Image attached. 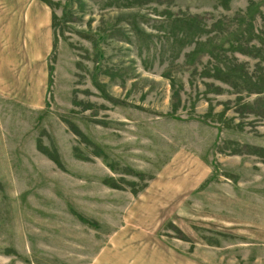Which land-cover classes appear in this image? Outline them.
I'll return each mask as SVG.
<instances>
[{"label": "rangeland", "instance_id": "1", "mask_svg": "<svg viewBox=\"0 0 264 264\" xmlns=\"http://www.w3.org/2000/svg\"><path fill=\"white\" fill-rule=\"evenodd\" d=\"M256 88L264 0H0V264H264Z\"/></svg>", "mask_w": 264, "mask_h": 264}, {"label": "crops", "instance_id": "2", "mask_svg": "<svg viewBox=\"0 0 264 264\" xmlns=\"http://www.w3.org/2000/svg\"><path fill=\"white\" fill-rule=\"evenodd\" d=\"M170 164L172 165L165 167L158 180L163 184L162 186L164 188V195L176 196L177 194L183 195L188 193L190 190H192V178L190 176V172H182L180 166L178 167L179 161L177 158L173 159ZM190 165H192V161ZM177 167L178 169L175 170ZM163 250L165 251L162 252L161 256L158 255V252L147 255L149 256L150 260L157 261L160 264H181L182 259L180 254L175 251H171L168 248ZM143 256L144 254H140L139 257L143 258ZM184 262L186 264L185 260Z\"/></svg>", "mask_w": 264, "mask_h": 264}, {"label": "trees", "instance_id": "3", "mask_svg": "<svg viewBox=\"0 0 264 264\" xmlns=\"http://www.w3.org/2000/svg\"><path fill=\"white\" fill-rule=\"evenodd\" d=\"M251 1V0H250ZM53 47L55 48V44L53 45ZM253 50H255V46H252L251 47ZM54 50V49H53ZM242 52H249V51H246V50H242ZM50 69V68H49ZM226 75H231V74H226ZM231 85V84H230ZM231 86H233V85H231ZM253 93H255V94H263L264 92L260 89V88H256L254 91H253ZM110 168H111V166H109ZM111 170H114V169H111ZM109 181V180H108ZM112 186V185H111ZM78 219H80V221H82V222H86V220H84L83 218H78Z\"/></svg>", "mask_w": 264, "mask_h": 264}]
</instances>
